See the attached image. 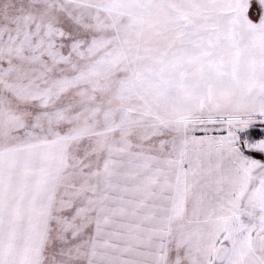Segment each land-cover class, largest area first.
<instances>
[{
  "label": "snow or ice",
  "instance_id": "snow-or-ice-1",
  "mask_svg": "<svg viewBox=\"0 0 264 264\" xmlns=\"http://www.w3.org/2000/svg\"><path fill=\"white\" fill-rule=\"evenodd\" d=\"M0 264H264V0H0Z\"/></svg>",
  "mask_w": 264,
  "mask_h": 264
}]
</instances>
